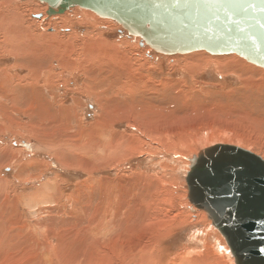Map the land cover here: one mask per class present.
<instances>
[{"label":"rangeland","instance_id":"obj_1","mask_svg":"<svg viewBox=\"0 0 264 264\" xmlns=\"http://www.w3.org/2000/svg\"><path fill=\"white\" fill-rule=\"evenodd\" d=\"M47 10L0 0V264H118L144 242L155 264L209 243L200 264H235L186 178L218 144L264 159V69L167 56L91 10Z\"/></svg>","mask_w":264,"mask_h":264},{"label":"water","instance_id":"obj_2","mask_svg":"<svg viewBox=\"0 0 264 264\" xmlns=\"http://www.w3.org/2000/svg\"><path fill=\"white\" fill-rule=\"evenodd\" d=\"M38 1L48 16L91 10L167 56L236 54L264 69V0ZM189 170L188 199L222 234L235 264H264V159L218 144L193 156Z\"/></svg>","mask_w":264,"mask_h":264},{"label":"bare ground","instance_id":"obj_3","mask_svg":"<svg viewBox=\"0 0 264 264\" xmlns=\"http://www.w3.org/2000/svg\"><path fill=\"white\" fill-rule=\"evenodd\" d=\"M5 6V5H4ZM3 8V7H2ZM5 8H6V6H5ZM18 11H20L19 9H18ZM1 14V13H0ZM1 15H3V13L1 14ZM4 21H5V19H4ZM23 25V24H22ZM24 32L27 34V31L26 30H24ZM30 36L32 37V35H31V33H30ZM61 44V43H60ZM8 45V44H7ZM20 45V44H19ZM60 47H61V45H60ZM16 48V47H15ZM87 48V47H86ZM21 51H23V50H21ZM49 53V52H48ZM39 54V53H38ZM34 55H36L35 54V51H34ZM48 55V54H47ZM65 55V54H64ZM59 56V55H58ZM38 57V56H37ZM41 58V57H40ZM55 58H60V57H55ZM42 59V58H41ZM52 59V58H51ZM19 60V59H18ZM222 61V60H221ZM41 64V63H40ZM59 64V63H58ZM47 67V66H46ZM29 69H31V68H29ZM13 82V81H12ZM18 87V86H17ZM132 92V91H131ZM130 93V92H129ZM134 93V92H133ZM31 94V93H30ZM19 100V99H18ZM28 103V102H27ZM4 109V108H3ZM32 109H33V107H32ZM6 111H7V109H6ZM9 111V110H8ZM28 112V111H27ZM10 113V112H9ZM2 114V113H1ZM8 114V113H7ZM6 116V113H4V117ZM3 117V118H4ZM9 117V116H8ZM13 117V116H12ZM7 120V119H6ZM13 120V119H12ZM1 123V122H0ZM3 123V122H2ZM2 125V124H1ZM4 125V124H3ZM3 127V126H2ZM10 127V126H9ZM35 127V126H34ZM11 128V127H10ZM98 128V127H97ZM8 129V128H7ZM6 129V130H7ZM13 132V131H12ZM6 133V132H5ZM39 134V133H38ZM42 134V133H41ZM36 136H38L37 134H35ZM43 135V134H42ZM111 141V140H110ZM113 143V142H112ZM111 143V144H112ZM110 144V143H109ZM84 149V148H83ZM4 150V149H3ZM114 150V149H113ZM5 152V151H4ZM3 153V152H2ZM10 154V153H9ZM6 158V157H5ZM8 158V157H7ZM4 159V158H3ZM109 160V159H108ZM4 163V162H3ZM20 176V175H19ZM139 210V209H138ZM133 213V212H132ZM131 213V214H132ZM141 220V219H140ZM123 222V221H122ZM121 224V223H120ZM211 225V224H210ZM212 228V227H211ZM98 229H100V228H97V232H98V234H100V232L98 231ZM101 230V229H100ZM107 230H109V229H107ZM106 230H104L103 232H105ZM110 231V230H109ZM113 231H114V229H113ZM151 232V231H150ZM118 233V232H117ZM97 234V235H98ZM133 234H134V232H133ZM144 234V233H143ZM142 234V235H143ZM115 235V234H114ZM125 235V234H124ZM147 235V234H146ZM46 236V235H45ZM128 236H130V235H128ZM220 236V235H219ZM126 237V236H125ZM140 237V236H139ZM151 237V236H150ZM221 237V236H220ZM45 238V237H44ZM43 238V239H44ZM113 238V237H112ZM116 238V237H115ZM122 238V237H121ZM127 238V237H126ZM92 239V238H91ZM118 239V238H117ZM127 239H129V237L127 238ZM113 240V239H112ZM115 240V239H114ZM113 240V241H114ZM142 240V239H141ZM39 241V240H38ZM110 241V240H109ZM122 241V240H121ZM120 241V242H121ZM128 241H130V240H128ZM143 241V240H142ZM106 242V241H105ZM111 242V241H110ZM115 242H116V240H115ZM118 242V241H117ZM101 243V242H100ZM125 243V242H124ZM141 243V242H140ZM104 244V243H103ZM106 244V243H105ZM120 244V243H119ZM111 245V244H110ZM114 245H117V243H113L111 246H114ZM121 245V244H120ZM124 245V244H123ZM118 246V245H117ZM120 247V246H119ZM221 247V246H220ZM118 248V247H117ZM123 248V247H122ZM133 248V247H132ZM222 249H224V247H221ZM114 249V248H113ZM116 249V248H115ZM126 249V248H125ZM207 249H209V252H207ZM215 250H217V249H215ZM115 251H117V250H115ZM220 251V250H219ZM126 252V251H125ZM123 254H124V252H123ZM187 255H182L184 258H186L187 257V259H188V263L187 264H200L201 262H210V258L212 257V256H210V254H215V252L213 251V249L211 248V245H210V243L209 244H207L206 246H205V251L202 253L201 252V254H199V253H194V254H196V255H194L193 254V252H187L186 253ZM221 254V253H220ZM216 255V254H215ZM217 256V255H216ZM229 257V256H228ZM222 258V257H221ZM59 259V258H58ZM219 259V258H218ZM120 260V259H119ZM147 261H149V264H155V260H154V247H153V245H151L150 243H146V242H144V243H141V244H139V245H137L133 250H131V251H129L128 253H127V257L125 258V259H123V261H121V262H119V263H121V264H146V262ZM220 261H221V259H220ZM115 262V261H114ZM173 262V261H172ZM172 262H170L169 264H174V263H172ZM200 262V263H199ZM224 262V261H223ZM118 263V262H117ZM118 263V264H119ZM225 263V262H224ZM232 263V262H231ZM116 264V263H115ZM176 264H181V263H176Z\"/></svg>","mask_w":264,"mask_h":264},{"label":"snow or ice","instance_id":"obj_4","mask_svg":"<svg viewBox=\"0 0 264 264\" xmlns=\"http://www.w3.org/2000/svg\"><path fill=\"white\" fill-rule=\"evenodd\" d=\"M249 7H251V5H242V8H244V9H247Z\"/></svg>","mask_w":264,"mask_h":264}]
</instances>
